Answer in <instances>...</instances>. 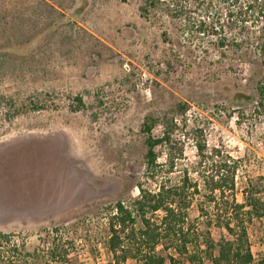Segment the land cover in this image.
<instances>
[{"label":"rangeland","instance_id":"1","mask_svg":"<svg viewBox=\"0 0 264 264\" xmlns=\"http://www.w3.org/2000/svg\"><path fill=\"white\" fill-rule=\"evenodd\" d=\"M148 1L0 0V94L53 92L58 106L0 129V233L9 236L0 241V264H48L55 241L65 264H111L112 208L131 206L145 182L148 117L178 126L184 154L172 181L186 170L199 178L194 171L205 167L194 145L198 129L215 161L238 162L228 204L243 203L251 185L264 199V115L255 109L263 68L256 51L243 57L245 49L230 46L246 31V7L264 0H159L145 17ZM78 95L86 107L75 111ZM201 184L188 225L210 230L216 242L230 239L223 228L208 229L229 208L207 201ZM247 228L258 261L264 221ZM164 246L160 254L187 264Z\"/></svg>","mask_w":264,"mask_h":264},{"label":"trees","instance_id":"2","mask_svg":"<svg viewBox=\"0 0 264 264\" xmlns=\"http://www.w3.org/2000/svg\"><path fill=\"white\" fill-rule=\"evenodd\" d=\"M158 3L159 0L148 1L141 7L142 16H148L152 9L155 11ZM246 8L245 14L249 18L246 17L242 22V28L246 31L243 32L241 43L234 40L230 46L237 51L245 49L243 57H248V51L254 50L261 61L263 76L257 87L255 109L264 115V6ZM250 18H253V24H259L257 30L243 26ZM221 46H225L224 42ZM42 93L44 96H41ZM55 97L53 92L29 96L0 94V129L21 116L45 111L50 105L57 108ZM72 104L71 109L75 111L86 107L82 95L74 97ZM157 127L162 128L161 135L154 136L152 132ZM177 128L173 120L166 123L154 117L146 118L143 123L142 132L147 148L145 182L137 184L139 195L131 206L118 201L112 208L106 243L112 256L111 264H126L128 260H134L137 264H167L168 260L171 264H180L177 258L158 252L162 241H167L168 245L164 246V251L173 249L180 257L185 256L187 264H204L206 261L210 264H264V256L255 260L247 228L253 219L264 221V199L259 196L258 188L251 185L245 192L243 203L233 198L232 203L228 204L225 198L234 196L238 162L215 161L213 150L200 138L201 131L198 129L192 131L194 145L198 166L203 167L205 164V167L203 171H194L199 178H194L186 170L179 180L172 181L170 174L184 154L183 144L174 138ZM161 158H164V162L160 161ZM209 161L212 162L208 164ZM200 180L207 201L215 205L224 202L229 208L223 215L209 219V224H206L208 229L212 226L223 228L230 239L222 238L216 242L210 230L198 232L188 225V210L194 197L201 191ZM153 185L154 189L151 188ZM8 237L0 233V241ZM202 245H205L204 249ZM48 257V264H65L67 252L55 241L48 250Z\"/></svg>","mask_w":264,"mask_h":264}]
</instances>
